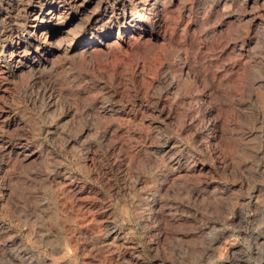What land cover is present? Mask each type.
<instances>
[{"label": "rangeland", "instance_id": "obj_1", "mask_svg": "<svg viewBox=\"0 0 264 264\" xmlns=\"http://www.w3.org/2000/svg\"><path fill=\"white\" fill-rule=\"evenodd\" d=\"M215 1L179 0L169 16L207 40L226 19L233 41H244L231 40L244 55L229 49L222 66L237 63L242 80L206 82L216 88L211 99L189 75L179 79L172 47L161 50L155 74L133 70V55L83 57L90 26L106 27L112 0H91L86 16L63 26L68 33L53 35L77 47L36 70L14 69L0 37V264H264V6L241 13L226 4L221 13L233 19H220ZM43 28L25 21L17 30L28 38ZM215 59L202 64L218 75ZM186 110L196 120L208 114L203 135L182 125ZM163 143L181 167L195 162L203 172L169 182L175 166L162 157Z\"/></svg>", "mask_w": 264, "mask_h": 264}, {"label": "bare ground", "instance_id": "obj_2", "mask_svg": "<svg viewBox=\"0 0 264 264\" xmlns=\"http://www.w3.org/2000/svg\"><path fill=\"white\" fill-rule=\"evenodd\" d=\"M90 1L91 0H1L2 6L0 7V37H2V38L4 37V38L8 39L7 46H5L6 51H7V55H8L7 58H9L8 61H10L11 65L14 67V69L22 68L25 66V69H28L29 71L30 70H36V69H39L40 67H43V65L47 64L48 62H50L54 57H57L56 56L57 54H59V55L60 54H67L69 51L75 49V47H77V44L76 45L71 44L67 40V38H65L66 36L65 37L62 36L61 38L59 37L55 40H53L52 37L56 33H65L66 31L63 30V26L66 25L67 23H70V21L75 16H77L79 14H82V15L84 14L83 16H86L85 9H86L87 5L90 3ZM176 1L178 2L179 0H129V3L125 4L123 0H112V3L108 5L110 16L106 20V23H105L106 27L104 28V27L97 26L98 22H95L90 26V31H93V30H96V31L91 33V34L94 33L95 35H91V39L89 41L84 42V46H82V50H81L83 57L84 56L90 57L92 54H95V53L101 54L102 53L103 55H105V57L107 59H110V61H113L116 59H120L122 56L128 57L129 55L130 56L133 55L136 57L134 59L135 62L133 63L134 65L132 67L133 70H136L138 72H143L145 70L151 74H155L157 72V70H159L161 63L163 64V62H161V60H163L162 56L160 54L161 50L165 49V52H167L168 51L167 49H169L168 53H170V50H172V48H173L174 54H176L173 56V59L175 62L178 61V62H176L177 64L176 63L175 64H176V67H178V69H179V73L177 75V76H179V79H182V77L186 78L189 75L192 82L194 81V84H196L197 86H198V84L202 86V89L204 90V93L207 96V98L211 99L217 95L216 94L217 93L216 88L212 85V83H210L209 85H208V83H206L209 81L213 82L215 79H217L216 77H218V81H216V82L219 84H224L226 82L230 83V82H233L234 80L240 82L242 80V78H241L242 76L241 77L239 76L240 75L239 74V67L236 66L237 63L231 64V65L228 64V66H226L227 68L222 67L225 64L224 62L227 61L225 58H223V56L229 53L227 50L230 49V51H231V48L229 47V45L233 44L235 41H237L236 39H238V38L240 39V36L238 38L234 37L236 39H235V41H233V39H232V36L234 34L233 28H232V26L228 27L230 21L228 20L229 22L228 21L225 22V20H226L225 19L224 20L225 24H223L224 22L223 23L219 22V24H217L218 25L217 28L215 27L216 28L215 30H217V31L216 32L214 31L216 33L215 34L216 36L212 34L208 40L204 39V38H202L203 36L201 37L199 35V33L195 34V33H197L196 32L197 30L196 29L191 30L192 28H190L191 26H189V24L185 23L183 26L180 27L178 22L173 23L170 21L171 17H169V16L174 11L173 6L175 7L174 4L176 3ZM226 4L233 6L232 8H235V11L238 8L239 12L242 11L241 13H244L246 10L243 12L242 9H246L247 7H249V8L253 7V6L256 7L257 5L264 6L263 5L264 0H216L215 3L213 4V7L211 4V7H212V11H214L216 13L217 17L220 19H221V17H224V16H225L224 18H230V17L232 18V16H233L231 14V12L229 14H226L224 12L226 15H223L222 14L223 12L221 13L220 7H222L224 5L227 6ZM41 8H46V11L44 13H41V11H40ZM224 8L225 7H223V9ZM239 8H242V9L240 10ZM106 9H107V7H106ZM37 10L39 11L38 13H37ZM251 10H253V8H251ZM235 11H233V12H235ZM138 12H142L144 14H147L146 18H145L146 20H140L138 17ZM215 13H213V14H215ZM249 18L251 19V17H249ZM249 18L247 17L246 19H249ZM252 18H254V17H252ZM25 21H27L29 28L32 31H36L38 28H40V26H44V28H43V30H41V32L36 37L32 36V37L27 38L26 36H21V33H19L17 28L21 23L24 24ZM215 21L216 20H214V22ZM238 21H239V19H238ZM205 22H207V21L205 20ZM232 22H233V20H232ZM243 23L246 24V20ZM247 23H248V25L244 26V27H246V29L243 28L245 31L248 29L247 27L249 26L250 22L247 21ZM211 25H212V23H211ZM237 25H240V24H235V25H233V27L235 29H237L235 27ZM114 26H116V28H118V30H120V31L115 33L114 35H112L110 30H108V29L112 28ZM208 26H210V25L208 24ZM197 27H198V25H197ZM106 28H107V30H105ZM241 28H238V29H241ZM187 29H189L190 33L192 34L191 36L195 41V42L192 41L193 43L190 42V44L186 41L187 40L186 39ZM198 29H200V28H198ZM194 30H195V33H194ZM240 31L242 34V30H240ZM66 33H68V32H66ZM211 33H213V31ZM238 33L236 32V34H238ZM63 35H65V34H63ZM244 35H247V34H244ZM28 36H29V34H28ZM231 40L233 41V43L231 42ZM241 41H243V40H241ZM80 44H83V41H82V43L80 41L79 45ZM232 46H233L232 51L236 52V55L238 56V58L239 57L242 58L244 55L243 54L244 53V44L242 43V45H240V46L238 45L239 48H237V50H235L234 45H232ZM226 52H228V53H226ZM203 53L206 54L205 57H202ZM212 54L215 55V57H214V58H216L215 62L220 63V67L218 66L220 69H218L217 66L213 65L214 66L213 68L217 67V70L219 72L218 75L216 72H212L209 69H208L209 70L208 71L205 68H203L204 65L202 64V61H204V59L209 58V57L214 59L212 57ZM80 56H82V55H80ZM169 56H170V54H169ZM171 56H172V53H171ZM227 57H228V55H227ZM232 57H231V59H232ZM3 60H4V58H3ZM181 60H184V61L181 62ZM253 60H254V58H253ZM171 61H169V62L171 64H173ZM210 61L212 63V60H210ZM229 61H231V60H229ZM235 62H238V61H235ZM203 63H206V62H203ZM216 63H213V64H216ZM2 64H4V63H2ZM191 64H196L197 67L199 65L200 68H197L198 70H194V72H192L193 71L192 70L191 71L192 73H191L190 72V70L192 69V67L190 68ZM242 65H243V63H242ZM209 68H211V66H209ZM171 69H172V67H171ZM174 69H175V73H176V68H174ZM38 71H40V70H38ZM1 72H2V70H1ZM174 77H176V76H174ZM174 79H176V78H174ZM174 79H173V81H174ZM186 79H188V78H186ZM163 80H164V78H163ZM176 82H177V80H176ZM241 83H240V85H241ZM170 84H172V86H174L176 88V83L174 84V82H170ZM235 84H236V82H235ZM170 89H172V88H170ZM176 95H177V92H176ZM212 100H214V99H212ZM187 110L185 113L182 112L184 114L183 117L180 116L182 118V120L180 119L182 121L181 123H183L182 125L185 124L189 128H194L195 133L200 132L203 135L204 132L207 131V129H209L208 126L210 125L209 122H208L209 123V125H208V123L207 122L205 123V121H204L206 114L203 113L202 118H200L199 120L198 119L196 120V118L193 116L191 111L189 112ZM166 113L168 115V112H166ZM182 113H180V114H182ZM117 115H119L121 118H127V120H131V118L128 119V117H126V115H124V114H122V115L117 114ZM116 117H118V116H116ZM180 120H178V121H180ZM118 121H119V118H118ZM125 121L126 120L124 119V122ZM128 122H130V121H128ZM212 125H211V127H212ZM106 130H108V128ZM199 141H201L200 138H199ZM171 145H173V144H171ZM172 149H173V146H170V144H164L161 147V151H160V153L162 154V157L165 158L166 161H168V164L173 165V167L175 166V169L172 170V173H170L168 175L169 182L172 183L176 179H179L180 177H182V175L184 176V174H187L193 170L198 171L199 173L203 172L204 165L197 164V163L193 162L195 159L193 161L191 160L193 162L191 164V166L181 167L180 158L175 157V155H176L175 153H173L175 155L171 154ZM22 156H26V155H22ZM84 159H85V157H84ZM160 159H161V157H160ZM197 165H200L199 168L197 167ZM62 178H64V177L62 176ZM70 180L72 181V179H69V181ZM71 181L68 182L67 184H70ZM77 186H79V185H77ZM74 188H77V187H74ZM69 190H71V189H69ZM72 191H75V190H72ZM210 195H212V194H210ZM213 197H215V196H213ZM215 199H216V197H215ZM154 207L156 208L155 205H154ZM153 211H154V209H153ZM108 236H109V238H112V240H114V239L119 240V238H121V237H119L120 235L115 228L110 229Z\"/></svg>", "mask_w": 264, "mask_h": 264}]
</instances>
